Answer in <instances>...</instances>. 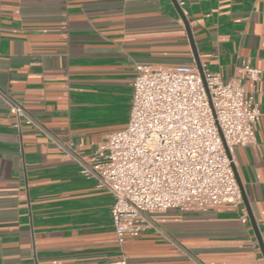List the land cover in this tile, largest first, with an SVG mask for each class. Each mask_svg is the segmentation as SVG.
<instances>
[{
    "label": "crops",
    "instance_id": "crops-1",
    "mask_svg": "<svg viewBox=\"0 0 264 264\" xmlns=\"http://www.w3.org/2000/svg\"><path fill=\"white\" fill-rule=\"evenodd\" d=\"M175 1L0 0V264L119 261L112 195L58 145L89 154L125 127L135 65L196 64L185 22L224 80L242 60L264 69V0ZM255 99V143L233 150L245 200L147 215L126 264H264V80Z\"/></svg>",
    "mask_w": 264,
    "mask_h": 264
},
{
    "label": "built area",
    "instance_id": "built-area-1",
    "mask_svg": "<svg viewBox=\"0 0 264 264\" xmlns=\"http://www.w3.org/2000/svg\"><path fill=\"white\" fill-rule=\"evenodd\" d=\"M134 68L125 127L91 143L89 154L72 142L58 145L81 175L113 197L110 212L120 251L114 264H126L124 242L150 226L149 214L242 203L233 150L255 143L261 114L255 95L264 69L248 60L227 80L204 63L202 74L195 63ZM11 110L45 133L21 107Z\"/></svg>",
    "mask_w": 264,
    "mask_h": 264
},
{
    "label": "water",
    "instance_id": "water-1",
    "mask_svg": "<svg viewBox=\"0 0 264 264\" xmlns=\"http://www.w3.org/2000/svg\"><path fill=\"white\" fill-rule=\"evenodd\" d=\"M173 1H175V0H173ZM176 4H177V3H176V1H175V5H176ZM176 7H177V6H176ZM185 27H186L187 35H188V37H189V40H190L191 46H192V50H193V54H194V57H195L196 65H197V67H198L200 73L202 74L201 64H200V61H199V59H198L197 53H196V51H195V48H194V46H193V41H192V39H191L190 31H189V28H188V25H187L186 22H185ZM241 191H242V190H241ZM242 197H243V199H244L243 192H242ZM244 200H245V199H244ZM249 215H250V214H249ZM250 219H251L252 224L254 225L255 222H254L252 216H250Z\"/></svg>",
    "mask_w": 264,
    "mask_h": 264
},
{
    "label": "rangeland",
    "instance_id": "rangeland-1",
    "mask_svg": "<svg viewBox=\"0 0 264 264\" xmlns=\"http://www.w3.org/2000/svg\"><path fill=\"white\" fill-rule=\"evenodd\" d=\"M130 106H131V104H130ZM129 113H130V107H129ZM128 118H129V116H128ZM127 122H128V120H127ZM127 122H126V123H127ZM125 125H126V124H125Z\"/></svg>",
    "mask_w": 264,
    "mask_h": 264
}]
</instances>
